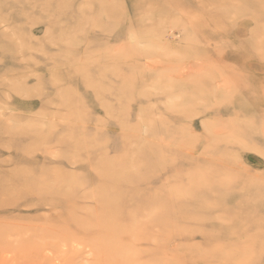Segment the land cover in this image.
I'll return each instance as SVG.
<instances>
[{
  "label": "rangeland",
  "instance_id": "obj_1",
  "mask_svg": "<svg viewBox=\"0 0 264 264\" xmlns=\"http://www.w3.org/2000/svg\"><path fill=\"white\" fill-rule=\"evenodd\" d=\"M230 6L0 0V264H264V10Z\"/></svg>",
  "mask_w": 264,
  "mask_h": 264
},
{
  "label": "bare ground",
  "instance_id": "obj_2",
  "mask_svg": "<svg viewBox=\"0 0 264 264\" xmlns=\"http://www.w3.org/2000/svg\"><path fill=\"white\" fill-rule=\"evenodd\" d=\"M190 1H192V0H190ZM211 0H203V3H209ZM225 1H227V4H229V5H231L230 6V8H229V10L231 9V11H234V12H236V11H239L240 9H242L243 10V12H245V13H248V14H251V12L252 11H250V10H253V9H255L254 10V12H259L260 10H264V0H225ZM237 1V4L235 3ZM212 6V5H211ZM222 6L223 5H221V6H219L218 7V9H222ZM213 7H214V4H213ZM208 8V7H207ZM209 9H211L210 7H209ZM215 9H217V5L215 6ZM195 10L196 11H200V10H207V9H205L203 6H201L200 7V5L198 6V8H195ZM212 10V9H211ZM210 11V10H209ZM208 12V11H207ZM196 25V24H195ZM200 27V26H199ZM223 80V79H222ZM221 83H223V82H221ZM225 85V84H224ZM237 123H239V122H237ZM194 182H192V184H193ZM205 184V183H204ZM201 185V184H200ZM199 185V186H200ZM206 185V184H205ZM210 185V184H209ZM208 183H207V188H208ZM218 185V184H217ZM217 185H215L216 187H217ZM191 186V185H190ZM202 186V185H201ZM200 186V187H201ZM204 186V185H203ZM195 186H193V188L192 189H195L194 188ZM203 188V187H202ZM206 188V187H205ZM188 189V188H187ZM190 190H191V188H189ZM188 189V190H189ZM199 190V189H198ZM198 190H196L195 189V192L197 191L198 192ZM203 190V189H202ZM207 190H209V189H207ZM192 191H194V190H192ZM215 191V190H214ZM213 191V192H214ZM187 192V191H186ZM190 192V191H189ZM188 192V193H189ZM194 192V193H195ZM241 192V191H240ZM188 193H187V196H190V194L188 195ZM193 193V194H194ZM192 196V195H191ZM189 198V197H188ZM182 207H183V205H182ZM181 207V208H182ZM184 209V208H183ZM241 210V209H240ZM73 244H74V242H73ZM45 253V252H44Z\"/></svg>",
  "mask_w": 264,
  "mask_h": 264
}]
</instances>
